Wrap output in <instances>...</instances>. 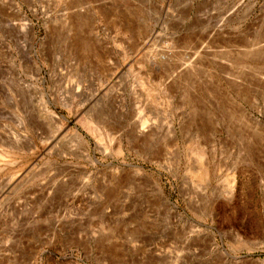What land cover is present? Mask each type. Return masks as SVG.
Returning a JSON list of instances; mask_svg holds the SVG:
<instances>
[{
    "label": "rangeland",
    "instance_id": "obj_1",
    "mask_svg": "<svg viewBox=\"0 0 264 264\" xmlns=\"http://www.w3.org/2000/svg\"><path fill=\"white\" fill-rule=\"evenodd\" d=\"M0 264H264V0H0Z\"/></svg>",
    "mask_w": 264,
    "mask_h": 264
},
{
    "label": "bare ground",
    "instance_id": "obj_2",
    "mask_svg": "<svg viewBox=\"0 0 264 264\" xmlns=\"http://www.w3.org/2000/svg\"><path fill=\"white\" fill-rule=\"evenodd\" d=\"M198 147H199V146H198ZM196 152H198V151H196ZM204 152H205V151H204V148H200V150H199V155H198L197 153H196V154H197L198 156H202V155H204ZM204 157H205V156H204ZM205 172L208 174V169H206ZM198 177H199V176H198Z\"/></svg>",
    "mask_w": 264,
    "mask_h": 264
}]
</instances>
